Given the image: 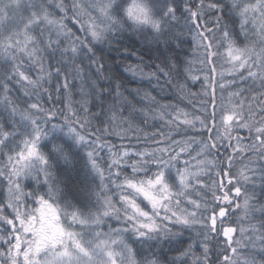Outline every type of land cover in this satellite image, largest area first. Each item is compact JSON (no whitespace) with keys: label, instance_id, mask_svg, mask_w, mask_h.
I'll return each instance as SVG.
<instances>
[{"label":"snow or ice","instance_id":"1","mask_svg":"<svg viewBox=\"0 0 264 264\" xmlns=\"http://www.w3.org/2000/svg\"><path fill=\"white\" fill-rule=\"evenodd\" d=\"M0 264H264V0H0Z\"/></svg>","mask_w":264,"mask_h":264},{"label":"trees","instance_id":"2","mask_svg":"<svg viewBox=\"0 0 264 264\" xmlns=\"http://www.w3.org/2000/svg\"><path fill=\"white\" fill-rule=\"evenodd\" d=\"M184 51H187L190 49V46L188 44H185L182 46ZM159 54L154 52V51H149L148 46L143 42L142 40L140 42H133V45L131 48H129L127 53H121L117 54L115 52L105 53V57L107 59L108 64L112 65L113 70L115 72V75L118 76L120 79L117 81V83L121 84L122 91L124 88H127L129 91L141 87V88H149V84L147 81L141 82L137 78L132 77L129 73L124 71V68L127 65H132L135 66L140 58H143V61L145 64H150V63H160L161 60L163 59L161 57V60H157L156 57ZM112 57H116L115 61L113 62ZM199 65L198 63L194 64L193 67L194 69L197 68ZM149 69H145V71H148ZM161 84H163V78L161 79ZM195 91V89H193ZM169 92L171 90H168ZM217 92L219 93V89H217ZM127 95V92L125 93ZM167 99V96L164 97ZM219 103V101H218ZM57 107H63L64 105L57 103ZM219 107H217V117H219ZM243 135V133H241ZM112 141L114 143H119V140L117 137H111ZM137 146H143V140H140L137 143ZM230 151V150H229ZM221 155H226V153L221 150ZM223 179L226 180V177H222ZM215 179V177H213ZM207 182V178H205Z\"/></svg>","mask_w":264,"mask_h":264}]
</instances>
